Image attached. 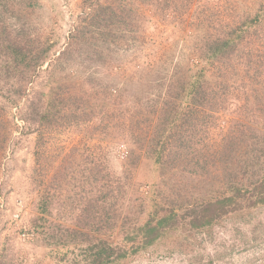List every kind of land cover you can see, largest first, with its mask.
I'll list each match as a JSON object with an SVG mask.
<instances>
[{
	"label": "trees",
	"instance_id": "1",
	"mask_svg": "<svg viewBox=\"0 0 264 264\" xmlns=\"http://www.w3.org/2000/svg\"><path fill=\"white\" fill-rule=\"evenodd\" d=\"M83 1L93 13L71 34L78 48L63 50L62 56L84 65V76L65 77L35 92L22 115L37 133L33 226L55 264H127L152 250L191 252L201 245L197 234L211 233L226 217L245 218L264 205V52L243 49L251 32L264 24V4L242 7L238 20H229L225 0H134L136 8L129 0ZM143 7L162 16L183 14L176 25L193 10L189 23L198 38L193 43L197 63L175 68L171 85L153 104L147 86L111 84L104 64L119 69L114 74L120 77L125 67L98 53L105 43L127 40L120 28L135 12L140 23ZM18 34L0 50V73L16 81L29 77L56 48L55 41L24 36L23 26ZM236 87L248 98H235L231 90ZM236 100V108L227 112ZM216 112L227 115L226 128L216 123ZM147 121L137 134L135 129ZM65 127L83 131L88 140L131 145L127 166L147 160L156 180L128 195L130 182L114 176L102 157L84 145L60 185L55 178L41 182L40 137ZM64 182L68 193L61 198ZM205 258L200 254L190 262L207 264Z\"/></svg>",
	"mask_w": 264,
	"mask_h": 264
},
{
	"label": "rangeland",
	"instance_id": "2",
	"mask_svg": "<svg viewBox=\"0 0 264 264\" xmlns=\"http://www.w3.org/2000/svg\"><path fill=\"white\" fill-rule=\"evenodd\" d=\"M132 1L129 0V5ZM225 1L230 4L229 9L224 11V16L229 20H238L242 7L255 8L260 2L264 4V0ZM136 5L137 2L131 7L136 8ZM138 12L142 18L140 23L136 21V16L134 18L135 12L133 18L129 17V24L119 30L127 40L105 43L98 53L125 67V75L120 77L114 74L119 69L104 64L103 74H112L111 84L119 83L121 88L132 82L139 88L147 86L145 93L151 97L153 104L161 89L171 85L170 73L175 68L185 70L197 63L196 46L193 45L198 39L194 36L197 32L189 23L193 22L191 19L195 14L192 10L180 25H176L177 21L174 20L183 14L168 12L162 16L157 9L147 7ZM0 13V50L1 45L18 38L21 26L25 29L24 36L56 42V48L46 61L35 72H30L26 79L16 81L15 77L0 73V264H55L45 248L42 233L32 223L37 215L34 206L37 186L33 172L37 133L22 115L35 92L65 77L68 80L74 75L80 78L84 76L85 66L68 62L62 52L78 48L76 43H72L71 34L78 33L84 19L91 18L93 9L83 0H0ZM251 33L243 49L263 53L264 24ZM231 91L235 98L249 96L238 87ZM238 103L236 100L227 112L234 110ZM213 116L216 123L219 122V127H227L223 122L226 114L216 112ZM148 122L135 129L137 134H141ZM84 145L102 157L105 168L111 170L114 176L125 177V181L130 182L128 195H136L135 190L142 187V183L150 184L157 178L154 171L150 172L152 165L147 160H141L136 166H127L131 145L110 144L101 137L88 140L83 137V131L65 127L40 137V148H43L40 167L43 175L40 181L48 184L55 178L54 182L60 185L64 180V171L79 156L77 149H83ZM64 185L65 182L61 184V198L66 190L68 193ZM51 219L56 220L54 217ZM114 236L118 235L114 233ZM197 236L201 245H196L191 252L152 250L134 256L127 264H197L190 262V259L200 254L206 256L207 264L209 258H215L211 264H264V205L256 207L245 218L232 214L214 226L211 233L201 232ZM198 251L201 253L198 254Z\"/></svg>",
	"mask_w": 264,
	"mask_h": 264
}]
</instances>
